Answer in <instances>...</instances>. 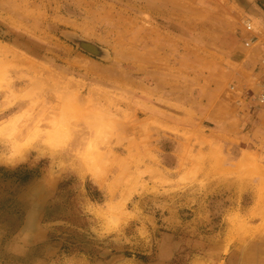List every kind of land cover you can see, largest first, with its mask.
Returning a JSON list of instances; mask_svg holds the SVG:
<instances>
[{
	"label": "rangeland",
	"instance_id": "obj_1",
	"mask_svg": "<svg viewBox=\"0 0 264 264\" xmlns=\"http://www.w3.org/2000/svg\"><path fill=\"white\" fill-rule=\"evenodd\" d=\"M263 40L264 0H0V264H264Z\"/></svg>",
	"mask_w": 264,
	"mask_h": 264
},
{
	"label": "clouds",
	"instance_id": "obj_2",
	"mask_svg": "<svg viewBox=\"0 0 264 264\" xmlns=\"http://www.w3.org/2000/svg\"><path fill=\"white\" fill-rule=\"evenodd\" d=\"M28 161H29L28 157H19L12 161H8L0 158V166H4L7 168H16L22 164L28 163ZM32 239H33V231L30 230L29 232V230H25L17 234V236H15L9 242L7 250L12 255H17V256L23 255L30 246Z\"/></svg>",
	"mask_w": 264,
	"mask_h": 264
},
{
	"label": "built area",
	"instance_id": "obj_3",
	"mask_svg": "<svg viewBox=\"0 0 264 264\" xmlns=\"http://www.w3.org/2000/svg\"><path fill=\"white\" fill-rule=\"evenodd\" d=\"M244 26H245V30L247 32H250V33H253V28L252 26L250 25L249 22H244ZM259 41V38L256 37L255 35L253 37H251L250 39H248L246 42H245V47L246 48H250L252 46V44L254 42H257ZM261 52H262V66L264 68V40H263V44L261 45ZM246 97H250L249 95L247 94H243L242 95V98L239 97L238 99V102H242L243 103V100ZM253 103L256 104V106L264 113V84L261 86V88L259 89L258 93L256 95L253 96Z\"/></svg>",
	"mask_w": 264,
	"mask_h": 264
},
{
	"label": "trees",
	"instance_id": "obj_4",
	"mask_svg": "<svg viewBox=\"0 0 264 264\" xmlns=\"http://www.w3.org/2000/svg\"><path fill=\"white\" fill-rule=\"evenodd\" d=\"M4 170V169H2ZM36 171L30 170L25 172L24 174L21 173V171L11 172V175L16 179L17 182H19L21 185L25 184L28 180H32L34 178ZM64 187V185L60 186Z\"/></svg>",
	"mask_w": 264,
	"mask_h": 264
},
{
	"label": "bare ground",
	"instance_id": "obj_5",
	"mask_svg": "<svg viewBox=\"0 0 264 264\" xmlns=\"http://www.w3.org/2000/svg\"><path fill=\"white\" fill-rule=\"evenodd\" d=\"M0 69H5V67H2ZM1 74V72H0ZM66 134H59V133H55V134H49L48 136V143L53 147V148H57L59 146H61L63 138L65 139Z\"/></svg>",
	"mask_w": 264,
	"mask_h": 264
}]
</instances>
